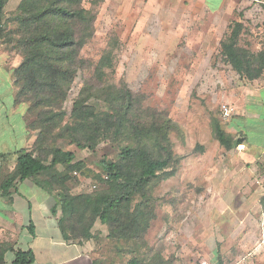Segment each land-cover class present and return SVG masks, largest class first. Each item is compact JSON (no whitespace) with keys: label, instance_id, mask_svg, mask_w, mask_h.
Listing matches in <instances>:
<instances>
[{"label":"rangeland","instance_id":"1","mask_svg":"<svg viewBox=\"0 0 264 264\" xmlns=\"http://www.w3.org/2000/svg\"><path fill=\"white\" fill-rule=\"evenodd\" d=\"M21 1L8 2L6 18ZM84 5L98 17L94 37L81 52L88 66L74 82L66 113L70 115L85 81L108 53L113 58V67L106 69L110 82L125 84L143 109L168 116L176 126L170 133L176 162L168 169L174 174L151 182L148 189L156 218L144 246L131 253L132 246L123 243L120 250L107 238L108 227L97 221L93 258L99 264H127L136 254L144 264H202L218 241L222 248L227 246V240L243 230L241 224L246 228L258 222L264 209V155L227 151L213 133L214 118L226 128L223 106L235 111L241 100L255 97L251 91L256 84L233 70L222 55L221 41L239 22L240 46L253 53L264 51V0H85ZM0 51L7 55L14 76L22 56L10 51L6 42L0 43ZM96 105L101 108L102 103ZM37 136L34 132L29 146ZM58 146L74 152L89 170L69 183L72 195L104 186L95 176L102 173L104 156L117 159L114 147L101 143L91 152L63 142ZM230 196L239 199L232 202ZM236 210L248 211L253 219H238L235 227L226 217Z\"/></svg>","mask_w":264,"mask_h":264},{"label":"trees","instance_id":"2","mask_svg":"<svg viewBox=\"0 0 264 264\" xmlns=\"http://www.w3.org/2000/svg\"><path fill=\"white\" fill-rule=\"evenodd\" d=\"M9 1L0 0V43L6 42L10 51L22 56L13 76L15 102L26 106L27 127L38 136L30 151L17 152L12 171L3 165L0 196L12 202L19 183L32 182L61 206L59 228L66 242L84 245L99 240L92 230L100 221L108 227L107 238L120 250L123 243L132 246L131 253L140 250L156 218L155 203L148 195L150 183L174 174L168 169L176 162L170 141L175 124L166 115L143 109L125 84L110 82L106 69L113 67V58L108 53L95 65L68 115L64 105L79 73L88 66L81 52L94 37L98 13L86 8L85 0H22L6 18ZM230 29L221 41L223 57L240 77L251 82L260 79L264 51L253 53L240 46L241 23ZM213 133L227 151L247 143L243 135H229L216 118ZM59 142L91 152L101 143L114 147L117 159L104 156L102 173L95 176L104 186L90 194L72 195L69 183L89 170ZM34 260L31 250L18 251L14 264ZM127 264L144 263L135 254Z\"/></svg>","mask_w":264,"mask_h":264},{"label":"crops","instance_id":"3","mask_svg":"<svg viewBox=\"0 0 264 264\" xmlns=\"http://www.w3.org/2000/svg\"><path fill=\"white\" fill-rule=\"evenodd\" d=\"M223 5L222 2L219 8ZM7 58L0 51V183L3 165L12 171L17 152L30 151L34 144L29 146L34 132L27 127L26 106L15 102L16 88L13 74L7 68ZM253 82L256 89L251 94L255 97H247L234 106L235 111L225 120L224 129L231 136H245L247 143L237 147L240 152L249 150L264 155V77ZM236 199L239 197L231 201ZM229 213L226 218L235 227L238 219H253L248 211ZM263 213L264 209L260 220L256 219L254 224L251 221L250 227L241 224L243 230L236 237L231 236L227 246L222 248L218 241L202 263L264 264ZM60 217L55 199L35 188L32 182L19 183L12 202L0 196V264H14L16 252L29 250L35 257L30 264H93L94 245L66 242L59 228Z\"/></svg>","mask_w":264,"mask_h":264},{"label":"built area","instance_id":"4","mask_svg":"<svg viewBox=\"0 0 264 264\" xmlns=\"http://www.w3.org/2000/svg\"><path fill=\"white\" fill-rule=\"evenodd\" d=\"M233 112H234V108L231 107V106H223V117L224 119H229L232 115H233ZM263 228H264V213H263ZM263 242H264V234H263ZM202 264H211V263H208V262H204Z\"/></svg>","mask_w":264,"mask_h":264}]
</instances>
